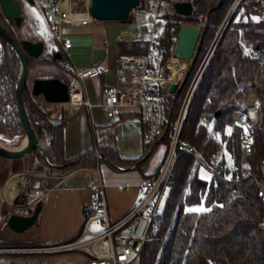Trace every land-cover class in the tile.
I'll return each mask as SVG.
<instances>
[{
    "label": "trees",
    "instance_id": "obj_1",
    "mask_svg": "<svg viewBox=\"0 0 264 264\" xmlns=\"http://www.w3.org/2000/svg\"><path fill=\"white\" fill-rule=\"evenodd\" d=\"M189 1L193 3L192 15L180 17L172 8L165 11L161 19L163 27L157 37V60L161 67L172 55L176 43L172 29L185 22L201 24L198 56L190 65L176 97L175 93L168 91L155 92L162 99L168 118L165 135L157 144L143 141L141 155L133 159H122L114 147L100 145L97 148L99 160L105 158L123 165L135 164L134 167L145 175L157 145H164L165 154L189 81L235 0ZM259 3V0L239 1L201 74L180 134V141L191 144L193 154L177 157L160 207L148 227L137 264H264V241L258 229L264 213V200L258 196L256 185V179L262 175L264 134L253 132V144L245 169L240 164L239 140L227 130L232 127L233 111L239 106L242 96L251 94L264 103V19L257 16ZM140 8L142 5L132 10L128 21ZM0 24L17 42L21 41L16 38L13 23L3 15L1 6ZM146 49L144 40L119 45V53L141 54ZM55 52L57 50L51 55L53 63L57 59ZM44 59L42 55L29 57V68L37 60ZM20 69L16 51L0 36V141L8 146H17L25 134L15 96ZM50 77L60 78L57 74ZM23 101L38 138L39 148L32 152L42 165L51 171L64 172L78 165L95 163L92 154L80 159L65 156L63 129L69 120L62 111L58 118H51L27 83ZM217 111L219 113L215 117ZM221 147L224 150L219 165L223 166L218 174H211L209 180L201 178L198 173L200 167L209 164L211 154L219 152ZM227 158H233L237 165L234 180H229L224 167ZM246 170L248 175L244 176ZM6 256L0 254V264H4Z\"/></svg>",
    "mask_w": 264,
    "mask_h": 264
},
{
    "label": "built area",
    "instance_id": "obj_2",
    "mask_svg": "<svg viewBox=\"0 0 264 264\" xmlns=\"http://www.w3.org/2000/svg\"><path fill=\"white\" fill-rule=\"evenodd\" d=\"M239 1H234L228 15L205 49L182 98L160 167L155 174L143 179L134 207L124 217L116 221L110 220L105 186L100 181L89 188L90 202L84 208V226L77 238L69 242L30 248L0 247V254L7 255L4 264H39L34 258L21 257L19 254L38 255L62 251L83 252L87 254L89 264H135L137 262L151 219L160 207L177 157L180 154H193L191 144L180 141L187 107L201 74ZM259 2L257 16L264 19V0H259ZM140 5L142 8L134 12V22L138 26L136 37L129 33L119 34L116 40L119 42L134 39L145 40L147 49L141 54H126L120 57L115 69V81L107 87L105 99L100 106L110 118L119 117L124 109L135 110L143 124L145 142L157 144L166 133L168 118L164 103L155 92L168 91L172 82L177 83L176 91L178 92L185 82L187 71L192 63L189 61L186 68L173 77L168 66L172 55L166 61L165 66L159 67L156 49L159 34L157 25L163 18L165 5L163 0H141ZM44 21L51 37L57 43V52H61L55 64L72 76L71 82L68 83L69 100L62 104L76 103L77 106L90 107L91 104L84 98L83 81L86 78L97 76L99 70L95 65L78 69L69 62L65 51L72 46V43L63 33L62 26L85 25L95 19L88 12L82 14L66 9L64 0H46ZM249 52L252 53V50ZM238 105L232 115V135L239 140L240 164L246 169L245 162L252 148L253 132L264 134V103L249 94L242 96ZM95 154L99 156L98 151ZM221 155L222 151L211 154L210 163L204 164L213 175L218 174L223 166L219 165ZM236 166L233 158L224 164L229 180L236 178L234 175ZM261 172L262 175L256 179V185L258 196L264 200V160ZM243 175H248V171L246 170ZM51 187L46 178L32 177L24 185L10 188L7 198L11 212L24 215L32 213L36 202L41 200ZM93 221L100 222V227L96 230L90 228V223ZM258 229L264 241V213L258 222ZM121 231L124 233H119ZM102 240L107 242L105 252H99L96 248Z\"/></svg>",
    "mask_w": 264,
    "mask_h": 264
},
{
    "label": "crops",
    "instance_id": "obj_3",
    "mask_svg": "<svg viewBox=\"0 0 264 264\" xmlns=\"http://www.w3.org/2000/svg\"><path fill=\"white\" fill-rule=\"evenodd\" d=\"M20 1L23 6L22 1L25 2L26 0ZM73 4L72 0H64L66 9L82 14L88 12L87 4L83 11L74 9ZM44 5L42 6L43 21ZM23 16L24 26L28 22L38 26L37 19L29 15L28 10L26 14L23 13ZM96 21L95 19L85 26L95 24ZM107 21H104L103 26H101L105 35L93 34L92 30H79L75 33L65 34L72 43V46L65 51L69 62L78 69L95 65L99 70L97 76L86 78L83 81L84 98L89 101L90 107L50 103L46 102L42 96H38L40 106L49 111L51 118H58L61 108L64 117L69 120L63 129L65 156L80 159L87 154H92L95 156V163L78 165L60 172L51 171L49 167L42 165L32 151L19 158L0 156V243L2 244L0 247L30 248L74 240L82 232L84 226V208L90 202L89 188L100 181L105 186L110 220L116 221L124 217L136 204L139 197V187L143 179L155 173L159 167L164 156V147L161 156L155 161L153 160L151 162L153 164L150 165L151 156L144 171L145 175L134 167L135 164L123 165L124 163L105 158L99 160L100 152L97 148L100 145L114 147L122 159H133L141 155L143 141H145L143 124L135 110L124 109L119 117L110 118L100 106L105 99L107 87L115 81V69L118 60L123 55L132 54L119 53V45L122 42L117 41L116 36L126 33L131 36L134 34L130 29H126L110 37L109 28H114V25ZM131 21L134 22V18ZM38 31L37 29L35 35L37 38L35 39L43 41L44 49L41 55L47 58L49 51L52 52L57 49L47 46L45 39L48 35L46 32ZM26 39L33 40L32 37ZM135 40L140 39L131 41ZM54 65L57 66L55 62ZM63 71V76L67 74L72 78L69 73ZM50 76L35 77L49 78ZM59 77L63 78L60 75ZM50 104H58L59 109L55 108L56 110L50 111ZM96 151L99 152V156L95 154ZM32 177L46 178L52 187L41 198L38 223L24 231L17 232L6 223L8 216L12 213L7 194L10 188L24 185ZM98 227H100V222L93 221L90 223L92 230H96ZM96 248L99 252L107 251V242L100 241ZM19 255L21 257L30 256L39 264H89L87 254L80 251H62L38 255L20 253Z\"/></svg>",
    "mask_w": 264,
    "mask_h": 264
},
{
    "label": "water",
    "instance_id": "obj_4",
    "mask_svg": "<svg viewBox=\"0 0 264 264\" xmlns=\"http://www.w3.org/2000/svg\"><path fill=\"white\" fill-rule=\"evenodd\" d=\"M26 1L33 3L34 0ZM140 4L141 0H89L87 10L89 15L96 20L125 21L129 19L131 11ZM0 6L3 15L10 23H14L17 26L24 25L25 21L20 0H0ZM172 8L178 16L189 17L193 12V3L189 0H175L172 2ZM171 33L176 39L172 56L179 55L184 60L193 63L198 56L201 46V28L196 24L183 23L176 25ZM0 36L14 48L20 60L21 69L15 96L18 115L26 138L24 145H21V141L19 145L14 147L1 143L0 156L4 158H19L39 148L37 135L25 111L23 93L28 78L29 57L36 58L40 56L44 49V43L41 40L34 41L30 39H22L20 42H17L1 24ZM54 57L59 58V52H55ZM176 88V82H172L168 87V92L175 93V97L177 94ZM31 89L34 95L42 96L46 102L64 103L69 100L68 83L58 77L34 78L31 83ZM218 113L219 111L216 112L215 117ZM40 209L41 200L36 202L32 213L27 215L11 213L6 223L14 231H24L38 223Z\"/></svg>",
    "mask_w": 264,
    "mask_h": 264
},
{
    "label": "rangeland",
    "instance_id": "obj_5",
    "mask_svg": "<svg viewBox=\"0 0 264 264\" xmlns=\"http://www.w3.org/2000/svg\"><path fill=\"white\" fill-rule=\"evenodd\" d=\"M74 2L73 4V8L77 9V10H81L83 11L86 7V4H89V0H72ZM175 0H163V3L165 5V11L170 10V8H172V2ZM22 13L27 12V10L29 11V15L34 16L35 19H37V23L38 26L32 22H28L26 26L24 25H20L17 26L14 23L12 24V29L14 30L15 34H16V38L18 40H22V39H26L29 37H32L33 39L37 38L36 33H37V29L39 30L38 32H46L48 37L45 39V42L47 43V46L50 48H58L57 43L53 40V38L51 37L47 26H45V21H43L42 19V6L45 4V0H34L33 3H29L27 1H22ZM173 9V8H172ZM31 20V19H30ZM97 22V23H96ZM95 22V24H89L88 26H80V27H75L72 25H63L62 26V30L64 34H70V33H75L77 31H86V30H92L93 34L96 35H105L104 29H101L102 23L104 21L101 20H97ZM110 24H113L114 28L111 29V27L109 28V35L110 37L115 35L118 32H121L122 30H126V29H130L134 34H132L133 37H136L137 35V28L138 26L136 25L135 22L133 21H115V20H110L107 21ZM185 23H190V24H194L191 22H185ZM97 24V25H96ZM199 27H201V24H196ZM163 27V21H160L159 24L157 25V31L160 33L161 29ZM51 55L52 52L49 51L48 52V57L45 58L44 55L43 58L44 61L42 60H37L36 64L34 65V63L30 66L29 68V72H28V78H27V85L31 86L32 80L33 78L36 76H46V75H52V74H57L62 76L65 80H67L68 83L71 82V78L69 75H64V71L62 69H60L59 67L55 66L54 63L51 61ZM172 58L169 60L171 61ZM34 66V67H33ZM170 71V69H169ZM39 102V100H38ZM40 104V103H39ZM49 110L52 111V109L54 110L59 109V105L58 104H50L49 105ZM55 109V110H56ZM61 108L59 113L61 112ZM229 133H232V127L227 129ZM21 141V140H20ZM2 143V142H1ZM20 144V142H19ZM18 144V145H19ZM8 146V145H7ZM9 147H14V146H9ZM163 144H159L157 145L155 151L152 154V161H150V165L153 164L151 162H153V160L155 161L158 157L161 156L162 152H163ZM224 149L221 147L219 152L223 151ZM154 158V159H153ZM151 159V158H150ZM228 159V158H227ZM230 159H228L227 162H229ZM199 176L205 180H209L211 177V173L208 170V168L205 166L200 167L199 171Z\"/></svg>",
    "mask_w": 264,
    "mask_h": 264
},
{
    "label": "bare ground",
    "instance_id": "obj_6",
    "mask_svg": "<svg viewBox=\"0 0 264 264\" xmlns=\"http://www.w3.org/2000/svg\"><path fill=\"white\" fill-rule=\"evenodd\" d=\"M189 61L184 60L181 56L176 55L172 57V60L169 61L168 66L171 71L172 77L178 75L186 66L188 65ZM72 106H77L76 103H72ZM22 144L24 145L26 142L25 136L21 140ZM1 146V142H0Z\"/></svg>",
    "mask_w": 264,
    "mask_h": 264
},
{
    "label": "snow or ice",
    "instance_id": "obj_7",
    "mask_svg": "<svg viewBox=\"0 0 264 264\" xmlns=\"http://www.w3.org/2000/svg\"><path fill=\"white\" fill-rule=\"evenodd\" d=\"M194 210L199 211V210H203V209H194Z\"/></svg>",
    "mask_w": 264,
    "mask_h": 264
}]
</instances>
